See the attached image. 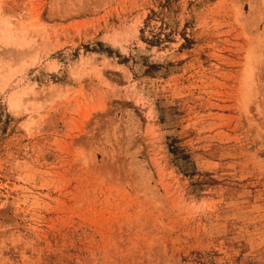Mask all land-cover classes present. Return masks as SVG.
<instances>
[{"label":"rangeland","instance_id":"1","mask_svg":"<svg viewBox=\"0 0 264 264\" xmlns=\"http://www.w3.org/2000/svg\"><path fill=\"white\" fill-rule=\"evenodd\" d=\"M0 264H264V0H0Z\"/></svg>","mask_w":264,"mask_h":264},{"label":"bare ground","instance_id":"2","mask_svg":"<svg viewBox=\"0 0 264 264\" xmlns=\"http://www.w3.org/2000/svg\"><path fill=\"white\" fill-rule=\"evenodd\" d=\"M249 75H250V74H249ZM248 83H249V82H248ZM251 83H252V82H251ZM251 83H250V84H251ZM250 84H249V85H250ZM254 96H255V95H254Z\"/></svg>","mask_w":264,"mask_h":264}]
</instances>
